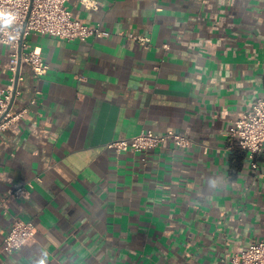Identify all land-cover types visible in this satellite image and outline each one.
Masks as SVG:
<instances>
[{
  "label": "crops",
  "instance_id": "obj_1",
  "mask_svg": "<svg viewBox=\"0 0 264 264\" xmlns=\"http://www.w3.org/2000/svg\"><path fill=\"white\" fill-rule=\"evenodd\" d=\"M92 1L67 5L106 37H28L50 69L22 65L26 112L0 131V264H225L264 239V153L254 169L226 136L264 98V0ZM143 130L192 145L107 149ZM21 186L30 197L6 202ZM14 218L37 235L9 251Z\"/></svg>",
  "mask_w": 264,
  "mask_h": 264
},
{
  "label": "built area",
  "instance_id": "obj_2",
  "mask_svg": "<svg viewBox=\"0 0 264 264\" xmlns=\"http://www.w3.org/2000/svg\"><path fill=\"white\" fill-rule=\"evenodd\" d=\"M69 1L0 0V48L7 46L10 49L8 71L11 73L10 83L7 86L2 84L0 74V131L8 130L26 112L14 113L10 109L18 92L17 75L20 71L19 83L22 65L29 66L37 78L47 74L50 69V64L41 48L30 47L28 37L32 33L69 42L100 39L108 35L101 25H90L76 17L68 8ZM82 2L88 8H95L92 0H82ZM131 38L146 47L150 44V39L146 37L131 36ZM226 136L247 153L252 167L257 169L256 157L264 153V98L251 102L248 109L228 129ZM168 142H173L181 150L188 149L192 145L190 138L175 131L156 134L151 130H143L132 138L110 142L107 149L121 155L130 150L136 152L155 150ZM29 197L27 186H21L10 190L6 202ZM36 235L37 228L32 222L14 218L5 238V248L9 251L20 250L32 244ZM225 264H264V239L254 240L246 251L234 256Z\"/></svg>",
  "mask_w": 264,
  "mask_h": 264
},
{
  "label": "water",
  "instance_id": "obj_3",
  "mask_svg": "<svg viewBox=\"0 0 264 264\" xmlns=\"http://www.w3.org/2000/svg\"><path fill=\"white\" fill-rule=\"evenodd\" d=\"M20 66H21V62H20ZM19 75H20V71L18 72V75H17L16 89L18 88V84H19L18 83ZM15 99H16V96H14V99H13V102L11 103L10 109L13 108Z\"/></svg>",
  "mask_w": 264,
  "mask_h": 264
}]
</instances>
